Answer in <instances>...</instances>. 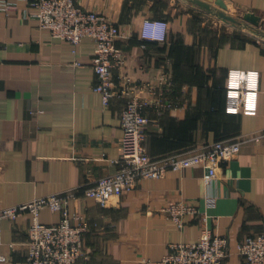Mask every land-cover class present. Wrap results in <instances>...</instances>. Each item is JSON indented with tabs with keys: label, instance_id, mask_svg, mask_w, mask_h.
I'll list each match as a JSON object with an SVG mask.
<instances>
[{
	"label": "crops",
	"instance_id": "1",
	"mask_svg": "<svg viewBox=\"0 0 264 264\" xmlns=\"http://www.w3.org/2000/svg\"><path fill=\"white\" fill-rule=\"evenodd\" d=\"M1 2L16 8H0V209L79 191L69 209L85 218L90 231L88 258L77 264L158 261L170 244L197 241L199 218L186 216L180 229L161 208L184 200L205 211L201 165L144 179L105 207L83 196L84 189L119 169L127 99L113 98L106 107L94 90L91 39L74 45L54 37L26 15L29 0ZM76 2L122 32L116 47L124 62L112 69L115 85L130 87L142 99L157 94L164 99L165 106L146 108L145 146L153 159L196 152L220 140L242 141L239 155L218 170V200L207 214L213 233L229 240L225 264H245L240 242L264 231V40L208 26L192 0ZM225 2L260 17L259 25L245 21L242 27L264 23V0ZM147 20L167 23L160 30L164 41L144 40ZM235 72L249 74L247 90L227 89ZM39 219L53 225L61 215L44 209ZM31 221L29 214L2 221L0 255L6 264L27 263Z\"/></svg>",
	"mask_w": 264,
	"mask_h": 264
},
{
	"label": "built area",
	"instance_id": "2",
	"mask_svg": "<svg viewBox=\"0 0 264 264\" xmlns=\"http://www.w3.org/2000/svg\"><path fill=\"white\" fill-rule=\"evenodd\" d=\"M16 4L1 2L4 10L15 9ZM26 15L32 14L43 29H49L56 38L78 45L85 38L91 39L96 48L92 66L97 76L94 90L101 94L103 104L108 107L113 98L127 99L121 120L124 131L121 155L116 173L102 177L93 186L84 189L83 196L92 198L103 207L112 197H119L132 191L144 179H161L169 171H182L192 166H203L205 173L203 201L205 211L184 200L167 204L161 212L168 216L180 229L185 227L188 215L199 218L201 232L197 241L191 243H172L169 251L158 261L141 258L136 264H225L228 257L229 240L213 233L208 226L207 211L216 207L218 197L214 190L218 180V170L223 164L235 159L242 147V141H216L202 147L199 151L153 159L145 146L147 126L146 115L149 106H165L162 95L142 99L132 95L130 87L118 88L113 82L112 69L124 62V55L117 50L116 43L122 36L119 27L105 16L85 10L76 0H29ZM166 22L147 20L142 36L145 41H164L160 30ZM80 65V63H77ZM249 74L230 73L227 89L233 91L249 88ZM164 85L167 79H163ZM149 86V85H147ZM79 192V191H78ZM77 191H67L43 198L20 203L0 209V236L3 220L16 221L23 215L32 218L28 233L26 264H77L87 259L85 239L90 231L89 224L79 213H71L69 203L78 197ZM49 209L60 213L57 224L47 225L40 221V213ZM238 253L245 264H264V231L245 237L238 246ZM7 258L0 255V264Z\"/></svg>",
	"mask_w": 264,
	"mask_h": 264
},
{
	"label": "rangeland",
	"instance_id": "3",
	"mask_svg": "<svg viewBox=\"0 0 264 264\" xmlns=\"http://www.w3.org/2000/svg\"><path fill=\"white\" fill-rule=\"evenodd\" d=\"M203 1V3L205 5H207L208 7H204L199 5L200 7H202L203 12L201 13V15L204 16V21L206 22V24L208 26L211 27H216L217 29H227V30H240L243 32H248L251 33L252 35H255L258 39L264 40V23H262L259 27H247L244 26H235L232 23H226L222 18H219L216 15V11L217 10H222L224 11L227 15H230L232 17H234L235 19L239 20L240 22L243 23H247L245 22V20L243 19V11L240 9H236L234 7H229L225 0L224 3L227 5L226 9L221 8L218 4H216L215 2H210L207 0H201ZM198 5V4H197ZM246 25V24H245Z\"/></svg>",
	"mask_w": 264,
	"mask_h": 264
},
{
	"label": "water",
	"instance_id": "4",
	"mask_svg": "<svg viewBox=\"0 0 264 264\" xmlns=\"http://www.w3.org/2000/svg\"><path fill=\"white\" fill-rule=\"evenodd\" d=\"M193 2H195L198 5L204 6V7H208L207 5H205L203 3V1L201 0H192ZM210 2H215L216 4H218L221 8L226 9L227 5L224 3L223 0H207ZM216 15L219 18H222L226 23H232L235 26H241L242 22H240L239 20L235 19L234 17L227 15L224 11L222 10H217L216 11ZM243 19L253 25H259V21H260V17H258L257 15H255L252 12H247L244 14Z\"/></svg>",
	"mask_w": 264,
	"mask_h": 264
}]
</instances>
